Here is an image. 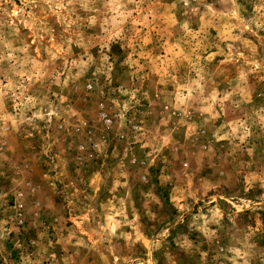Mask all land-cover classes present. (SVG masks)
<instances>
[{
	"label": "rangeland",
	"instance_id": "374dc122",
	"mask_svg": "<svg viewBox=\"0 0 264 264\" xmlns=\"http://www.w3.org/2000/svg\"><path fill=\"white\" fill-rule=\"evenodd\" d=\"M0 264H264V0H0Z\"/></svg>",
	"mask_w": 264,
	"mask_h": 264
}]
</instances>
